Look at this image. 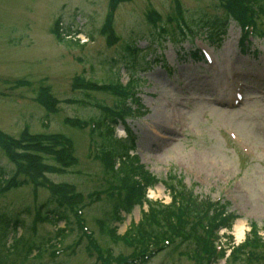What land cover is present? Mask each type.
<instances>
[{
  "label": "rangeland",
  "instance_id": "1",
  "mask_svg": "<svg viewBox=\"0 0 264 264\" xmlns=\"http://www.w3.org/2000/svg\"><path fill=\"white\" fill-rule=\"evenodd\" d=\"M109 2L0 0V132L16 138L26 129L32 134L61 133L72 140L76 163L49 178L55 183L74 185L83 194L85 204H89L83 209L82 219L103 255L108 251L111 256L128 257L133 247L122 236L140 221L147 203L122 213V221L106 218L111 227H116L117 237L99 231L97 219L108 215L110 202L103 193L100 200H90L89 193L117 184V179L106 173L95 158L98 138L95 137L96 143L92 140L94 132L87 127H72L65 120H96L101 115L94 103L110 107L116 104L114 95L101 88H80L75 85L76 78L99 86L114 77L123 81L136 79L143 110L137 111L140 115L127 118L126 126L135 137L130 153L157 181L147 188V198L170 202L171 194L165 184L172 183L175 176L193 194L202 199L220 198L228 204L229 212L240 216L230 232L235 244L245 239L252 223L257 236L263 237L264 37L253 38L250 53L240 56V28L230 21L220 45L211 49L200 24L206 16L222 15L218 0H180L185 24L194 36L189 37L186 29L184 37L178 36L176 42L161 39L154 44L148 37L145 15L155 10L164 22L174 14V2L123 0L115 8L113 21L118 40L109 43L103 33ZM56 21L59 31L69 34L67 38L59 39L52 32ZM257 26L264 32V16L257 19ZM132 39L139 56L147 52L146 58L151 60L149 69L138 72L137 77L126 71L119 55L123 44ZM199 42L207 46L215 65L207 68L190 57ZM234 69L238 73L232 77ZM221 70L224 75L218 74ZM218 77L221 78L217 80ZM216 81L226 85L218 89ZM235 81L242 82L239 98H235L232 88ZM42 88L54 99L55 111L46 110L38 101ZM76 100L89 103L83 107ZM115 135L125 138L122 125L115 128ZM0 167L5 175L13 169L1 147ZM46 196L45 189L36 195L30 185L5 191L0 188V215L20 216L24 220L21 228L0 230V264H102L85 237L72 248L81 236L80 229L60 234L59 241L53 240L63 223L34 219L39 201ZM20 235L22 240L13 241ZM44 237L51 238L50 244L56 242L55 248L61 252L51 255L53 249ZM32 240L44 242V250L40 249L36 257L35 249L25 254ZM128 264L195 262L169 249L148 257L145 263ZM217 264H224V260Z\"/></svg>",
  "mask_w": 264,
  "mask_h": 264
},
{
  "label": "trees",
  "instance_id": "2",
  "mask_svg": "<svg viewBox=\"0 0 264 264\" xmlns=\"http://www.w3.org/2000/svg\"><path fill=\"white\" fill-rule=\"evenodd\" d=\"M113 7H115V3H113ZM218 7L222 11V15L206 16L200 24L205 29L211 43L216 45L221 42L226 33L229 21L233 20L243 25L244 21L253 23L260 15H264V0H218ZM176 9L172 16L167 17L168 25L165 23L157 25V22L152 23L149 19L147 20L150 22L147 23L150 31L148 37L154 44H159L161 39L176 42L178 36L184 37L185 29L190 30L185 24L183 10L179 3H177ZM58 24L56 21L52 32L59 39L67 38L69 34H62ZM103 33L106 37L114 38L111 18L105 21ZM188 34L190 37L193 33L188 32ZM259 35L263 36L264 34L260 32ZM115 38L118 40V37L115 36ZM132 42H134L133 39ZM75 43L78 44V42ZM129 49L132 50L134 59H130L124 49L119 51L125 68L132 72L148 69L150 62L145 60L147 52L143 54L144 56H139L138 52L140 51L135 45L134 47L129 46ZM195 53L194 51L191 53L194 58L196 57ZM75 85L83 89L101 88L117 99L113 107L94 103L101 115L95 120L97 124L95 136L100 143L99 154L96 158L101 162L104 171L117 179L115 181L117 184L89 193L90 200H100L103 193L107 195L108 202H110L108 215L98 221L99 231L110 237H117L116 227H111L106 218L122 221V213H129L135 204L147 203V208L140 221L132 227V231H126L125 236H122L123 239H128L124 240L127 241L126 244L133 247L132 254L128 257L111 256L108 251H105L104 255L103 252L101 254L98 251L97 255L102 264L116 262L117 264L121 262L127 264L131 257L145 263L153 253L158 254L169 249L178 251V254L193 260L195 264H216L219 259L224 258L227 250L229 254L225 258V264H264V260L260 261V258L264 259V236H257L256 225L253 223L243 242L235 245L230 235L225 236L223 238L225 240L224 248L220 255H214L215 248L209 239L214 238L222 228L229 230L235 217L228 212L227 204L220 200L214 201L198 197L193 194L192 190L187 189L183 180L175 176L172 177V183L166 182L165 184L171 194L169 203L146 199V186L143 187L142 182L145 181L147 186H152L157 181L147 171L140 168L137 157L130 156L129 151L133 149L135 137L126 126V120L132 116V113L136 111L137 115H140L137 111L143 110V105L138 97L130 94L127 90H122L113 79L99 86L94 82L84 81L83 78H76ZM40 90L37 95L38 101L48 111L55 110L54 99L44 88ZM76 102L82 104L83 107L89 103L84 100H76ZM118 125H122L126 131V137L123 139L116 138L114 134ZM1 135L0 147L13 166L8 175H5L3 168L0 167L1 191L27 184H32V187H35H33L34 191L47 186V197L38 206L44 209L42 219H48L54 224L63 223V227L58 228L57 236L53 240L59 241L60 234L71 232L73 229L81 230L80 225H83V220L81 214L77 212L82 211V208L89 203L85 204L83 194L74 191L73 186L53 183L47 178V174L63 172L76 162L69 138L60 134L24 133L17 138H11L2 133ZM14 224L22 226L17 217L0 215V229L6 230ZM18 239L22 240V237L20 236ZM43 240H46L47 244L55 249L56 242L50 244L51 238L48 240L44 237ZM43 240L38 243L32 240L28 244L31 248L27 249L25 254H29L32 249L37 251L35 255L40 254L39 250H44L41 248L44 245ZM163 243L167 245L164 246ZM89 244L96 248L94 243L89 242ZM53 253L52 250L51 255Z\"/></svg>",
  "mask_w": 264,
  "mask_h": 264
},
{
  "label": "bare ground",
  "instance_id": "3",
  "mask_svg": "<svg viewBox=\"0 0 264 264\" xmlns=\"http://www.w3.org/2000/svg\"><path fill=\"white\" fill-rule=\"evenodd\" d=\"M218 74H220V75H224V71L223 70H221V71H219L218 72ZM221 77H218L217 78V80H219ZM216 85H217V87H218V89H220V88H223L222 86H224V85H226V84H224V85H222V83H221V81H216ZM224 90H225V88H224ZM221 91V90H220ZM224 96V95H223ZM222 97V96H221Z\"/></svg>",
  "mask_w": 264,
  "mask_h": 264
}]
</instances>
